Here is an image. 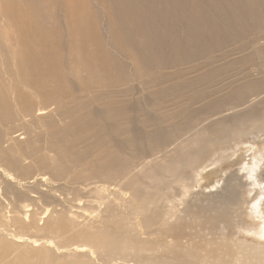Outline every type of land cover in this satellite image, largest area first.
I'll list each match as a JSON object with an SVG mask.
<instances>
[{"label":"rangeland","instance_id":"1","mask_svg":"<svg viewBox=\"0 0 264 264\" xmlns=\"http://www.w3.org/2000/svg\"><path fill=\"white\" fill-rule=\"evenodd\" d=\"M2 1L0 35L8 29V19L12 26L15 24L14 16L2 14V8H5L6 12L5 5L8 0ZM42 1L44 2H41L38 11L41 13L42 24H35L36 30L29 29L31 32L28 30L25 34L24 31L23 35H8L11 41L15 38L14 45L22 40L24 43L29 42L33 49H42L46 39L50 38L49 31L54 30L53 38L49 41H62L61 47H58L59 42L56 46L57 49L61 48L62 55L66 53L63 57L64 66L67 67L65 63L68 64L73 48L69 42L70 39H76L73 27L76 15L67 9V4L76 3L80 12L82 8L79 3H83L91 23L87 29L88 48H95L97 51L99 47V53L95 54L99 60L117 54L121 60L124 59V63L131 64L130 57L119 47V43L123 45V41L121 34L114 30L117 29L118 20L109 14L113 12L110 11L113 10L110 0ZM208 1L210 0H206ZM17 2L29 13L28 1ZM41 5H46L44 10ZM36 18L37 15L34 14L31 18L25 15L28 21ZM39 37H42L44 42ZM38 39L43 43H37ZM3 45L0 42V84L8 88L13 84L12 94L8 95V99L10 98V108H14L13 112H16L12 122L16 120L14 122L17 124L21 119L17 120L20 112L15 106V94L19 93L16 82L19 76L23 75L17 69L16 73L12 66L6 65ZM256 47L260 48V45ZM230 49L231 46L227 48ZM256 50L258 49L251 48L246 53H234L227 58L221 57L222 53L216 51L212 53L213 57L206 56V59L213 58L214 64L205 63L204 57L199 60H205L202 62L206 65L205 69H197L194 65L196 61L185 63V77H199L202 72L211 70L213 66L220 67L230 62L235 71L228 74L223 83L233 80V84L239 86L245 78L242 70L238 69L243 67V59ZM109 51L110 54L107 53ZM257 54V60L261 61L264 53ZM54 57L57 59L55 54ZM73 61L80 66L86 63L78 58ZM57 66L64 67L63 64ZM130 66L126 83L119 87L109 83L81 86V83H78L80 79H74L71 71L66 68L65 79L59 82L58 86H51L48 77L45 81L35 72L38 81L33 84L34 89H31V86H21L22 94L33 96L35 92L42 93L44 106H54L51 117L37 118L26 127L28 136L32 139L29 147L36 150L35 154L29 153L28 164H33L34 173L42 164V169L49 174H52L51 169L56 170L57 167L65 172L60 177H52V184L43 187L28 185L20 188L12 184L3 185L7 201L0 208V231L3 232V235H0V264H264V217L258 212V207L261 205L263 209L264 206V186L255 182L257 176L264 179V163L260 165V160L264 161L261 157H264V105H255V114L242 121L236 116L241 115L239 111L250 104L241 106L242 108L237 109L239 111H224L222 115L206 119L205 113L201 111L205 100L201 101L199 96L214 98L227 93L233 86H221L223 83L216 86H194L189 94H178L172 101L162 102L151 93L156 84L144 85L141 83V77L147 80L148 76L155 73H171L174 69L146 67L139 76L135 69L132 70L133 64ZM192 67L195 68L191 69ZM158 69L159 72H156ZM250 73L255 79L264 78V69L260 66L256 71L250 70ZM87 75L81 74V78L88 80ZM62 84L66 86H61ZM22 87L27 88L24 90ZM118 91H124L123 99L131 102L132 106L124 116L113 119L109 115L105 116L104 107L118 95ZM257 102L255 100L254 104ZM183 107L195 112L194 116L190 115L186 120L181 116L173 117ZM195 115H199L198 118H195ZM165 116L171 118L165 119ZM83 118L85 120H82ZM87 118L92 121L106 118L107 122L114 126L97 132L84 131L82 135L81 123H86ZM161 118H164V122ZM219 118L224 119L221 121V128H218L219 121H216ZM254 118L258 120L255 126L245 125L244 122ZM141 121H144L143 125ZM160 122L167 134L164 141H160L158 137H150L154 134L152 130ZM188 122H191L190 127H186ZM117 123L123 125L124 131L122 130L121 134H125L121 138L119 136L118 141L115 138ZM133 123H137L134 124L136 127L143 126L149 133L145 137H138L132 132ZM225 128L230 130L220 135L222 131L219 129ZM204 129L206 134L220 135V140L208 148V145H201V150L194 139ZM19 133L21 132L17 134ZM218 137H215L216 141ZM95 141H101L103 145H90ZM52 142L59 144L61 150L64 149L63 160L59 161L61 164L57 161L50 167V164L40 161L35 163L34 159H38V156L54 154L49 151ZM101 146L114 153V157L123 156L125 163H122L121 167L104 172V155L98 154ZM117 149H120V154ZM176 151H184L182 154L185 153L186 156L176 161ZM258 152L260 156L257 155ZM252 165L257 168L253 170ZM97 169L101 173H98ZM30 177L31 175L27 182ZM21 204L30 205L31 210L28 216L23 218L16 214ZM48 205L58 210L48 221L42 218L43 215L33 213H40V210ZM78 245L86 246L80 253L67 251Z\"/></svg>","mask_w":264,"mask_h":264},{"label":"bare ground","instance_id":"2","mask_svg":"<svg viewBox=\"0 0 264 264\" xmlns=\"http://www.w3.org/2000/svg\"><path fill=\"white\" fill-rule=\"evenodd\" d=\"M1 1L2 0H0V2ZM24 1H28L27 4L29 7V13L27 9L22 7L17 2V0H8L5 5L6 12L4 10L5 8H2L1 10L4 16H7L6 14L8 13L14 16L15 20V24L13 23L12 26L8 19V29L4 30L0 35V42L4 44L2 48L7 60L6 65L12 66V69L15 71L17 69L19 72H21L23 77L19 76L18 81L16 82V86H18V92L20 94H15V106L16 110L18 109V111L20 112L17 120L21 119V122L17 124L16 122H14L16 120L12 122V119H14V114L16 112H13L14 108H10V98L8 99V95L12 94L11 91L13 89V84L9 88L0 84V208L2 204H6L7 201L3 189L4 184H12L13 186L17 185V187L20 188H24L28 185L43 187L52 184V177H60L62 173L65 172L64 169L61 170L57 167L58 169L56 168V170L51 169V172L54 175H52L51 173L49 174L42 169V164L39 165L36 173H34L32 167L33 164L30 165L27 162L29 153L35 154L36 150L29 147L32 139L28 136L26 127L30 122L37 118L43 119V117H51L50 115L54 112H52L54 106H44L42 93L35 92L33 96L31 93L30 96H26L21 93V86H31V89L33 88L32 86H35L33 84L38 81V79L34 72L39 73L41 75L40 77L45 81L48 77V82L51 83V86H58L59 82L64 81L65 75L67 74H65L64 70L68 69L71 71V75L74 79H80L79 81H77L78 83H81V86L89 87L94 86L98 83L108 85L109 83L119 87L124 86V84L126 83L128 77L127 72L130 71L129 66L131 64H133L132 70L135 69V72H137V75L139 74V76L140 74H143L142 71H144L146 67L173 68L174 71L171 73H164V71L158 75H155V73L152 76H148L147 80L142 79L141 77V83L144 85H147L149 83L151 84V86H153V84H156L154 85L156 86V88H154L153 92L151 93L153 96L157 97L158 100H162V102H165L167 100L172 101L173 98L178 94H189L193 90L194 86H216L218 84L221 85L224 81H226V76L235 71V68H231L229 62L220 67L213 66L211 70L202 72L199 77L189 78L185 77L186 71H184L185 68L183 67L185 63L196 61V63L194 64L196 68L203 69L206 65L204 66L202 62H204L205 60V63L214 64L212 63L213 58L207 57L206 59V56L212 55L213 57L212 53L216 51H220L222 53L221 57L227 58L234 53H246L249 51V49L256 48L258 50H256L254 53L251 52L250 54H248L247 57L243 59V67L241 69H238V71L242 70L241 73L245 78V81L241 85H234V81L230 80V82H226L223 83L224 85H221L227 86L228 88L233 86L228 90L227 93L221 94L214 98H209L208 96L199 97H201V101L205 100L202 104L201 111L202 113H205L206 119L209 117H214L215 115H222L224 111H239L237 109H239L241 106L250 104L248 107L243 106L244 109H241V111H244V113L239 111L242 114L236 116V118H239V120L242 121L244 118H249L251 114H255V105H264V78L255 79L250 75V70L255 69L256 71L259 66L260 68L264 69V56L261 61L257 60V53L259 52V55H262L264 53V0H210L208 2H206V0H110L112 2L111 7L113 9L110 11L113 12H110L109 14H112L113 19L115 18L118 20L116 22L117 29L114 30L118 32L119 35L121 34L120 36L123 41V45L119 43V47L122 51L125 52L128 57H130V60L132 61L130 65L124 63V59L121 60L120 57H118L119 55L117 56V54V57L107 56L102 60L97 59L95 54L96 52L99 53V47H97V51L94 47L93 50H90L88 48L89 42H86L87 29H89L91 25L90 17L86 11V6L83 3L78 2L79 6L82 8V10L78 12L76 3L67 4V9L76 15L73 24V27L75 28L76 39H70L69 42L72 44L73 48H71L70 58L69 61H67L68 64L65 63L67 67L64 66L63 57L66 53L62 55L61 48L57 49L56 46L57 42H59L60 45L58 47H61L62 41L59 39L55 41L53 40V43L49 41V39L51 40L53 38L52 36L54 30L49 31L48 34L50 38L46 39V43L44 44L42 49L39 50L31 48V45L29 46V42L24 43L22 40L18 41L17 45H14L13 43H16V41L14 40L15 38L12 39L13 41H11V37L8 38V35H23L24 31H26V34L29 29L33 30L34 27L37 28L35 24H42L41 13H39L38 11L40 7L39 5L44 1ZM31 3H33V5ZM1 6L3 7V3ZM43 7L41 5V8ZM108 8L109 6L107 7V9ZM42 10H44V8ZM32 14L37 15L36 20L29 19L30 21H28L27 19H25V15L26 17L31 18ZM68 21L70 22V20ZM68 21H65V23ZM45 25L46 24H44V27ZM108 25L109 24H107L106 27H108ZM30 30L29 32H31ZM114 30L112 33H114ZM111 35L112 34H110V37ZM29 36H31V34ZM46 36L47 33L44 37L46 38ZM23 38L26 37L23 36ZM39 39L44 42L42 37H39ZM39 39L37 40V43L42 44L43 42H40ZM30 40L28 39V41ZM258 44L260 45V48L256 47V45ZM230 46L232 47V49L227 50V48H229ZM107 53L110 54V51ZM54 54L57 59L54 57ZM71 54H73L74 57H72ZM60 55L62 56V58ZM202 57H204L203 59L205 60L199 62ZM75 58L83 59V61H86V63L84 62L83 66H80L79 64L74 63L73 59ZM217 59L215 60L217 61ZM201 63L203 65H201ZM62 64L64 67L57 66ZM193 68L195 67H192L191 69ZM18 71H16V73H18ZM156 72H159V69ZM84 73L88 74L87 76L90 81L89 79L86 80L81 78V74ZM72 77L69 76V78ZM23 78H25V81H23ZM86 81H88L87 84ZM75 83L77 82L75 81ZM61 86L66 85L62 84ZM79 86L80 85H78V87ZM26 88L24 89L22 87V89L24 90H26ZM68 90L70 91V88ZM42 92L44 93V91ZM51 93L52 92H47V94ZM54 93L58 94L57 92ZM117 93L118 95L115 96V98L112 99V101L104 107L106 108L105 116L109 115V117H112L113 119L116 117L118 119L124 116L126 111L130 110V107L132 106L130 104L131 102L123 99L124 91H118ZM261 95L263 96V98H260ZM255 100L258 101L256 104H254ZM152 102H154V100H152ZM245 111H248L249 113L246 114ZM193 113L195 112L183 107L176 114H174L173 117L181 116L186 120L190 115L194 116ZM32 115H35V117ZM54 115H56V113ZM89 115L91 114L89 113ZM197 116L195 115V118H198ZM170 118L171 116H165V119ZM87 119L86 123H81L82 129L80 130H82V135H84V131L97 132L103 131L106 127L114 126V124H109L106 118L105 120L95 119V121H92L90 119L89 121ZM82 120L85 119L83 118ZM222 120L224 119L219 118L218 120H216L219 121L218 128L223 127V122H221ZM161 121L164 122V118H161ZM216 121L214 123H216ZM257 122V118H254L250 120L248 119V121L244 123L245 125L251 124V127H253L257 124ZM143 123L144 121H141L142 125ZM190 123L191 122H188L186 124V127H190ZM134 124L137 123H133L131 129L132 132L138 137H145L146 134L149 133L148 131L146 132V129H144L143 126L139 125L138 127H136V125L134 126ZM161 124L162 123L160 122L155 126L156 128L152 130L154 134H151L150 137H158L160 141H164L165 139H167V134L165 133V129ZM115 126V138L116 141H118L120 140L122 135L125 134H121L123 125L120 126L117 123ZM206 129L202 130L201 134H198L194 139V142L198 143L199 147L201 145L203 147L208 145V148L215 145L220 140V137L218 136L223 135L230 130L229 128L219 129L222 131V133L220 135L214 136L213 134H206ZM18 132L21 133L17 134ZM119 136L120 138L118 139ZM215 137H218L217 141L215 140ZM100 143L103 145L101 141L92 142V144L90 145H100ZM101 148V151H99L98 154L101 153L102 155H104V172L114 170L119 166L121 167L122 163H125V161L123 160V156L118 155L117 157H114V153L112 154L111 152H109L106 147L101 146ZM63 150H61V146L59 144L52 142V146H50L49 151L54 154L38 156V159L35 158L34 162L37 163L38 161H40L47 165L50 164V167H53L55 164L52 165V163L63 160ZM201 150L203 149L201 148ZM117 151L119 152V154L121 153L120 149H117ZM182 153L181 151H178L175 156L176 161H179L183 156H186L185 153V155ZM257 155H259V152ZM261 157L264 158L263 156ZM258 160L260 159L258 158ZM261 160L260 165L262 162L264 163V161ZM25 161L26 163H24ZM59 163L61 164V162ZM252 168L253 170H255V168L257 167L252 165ZM97 172L101 173L99 172V169H97ZM30 175V180L29 182H27ZM255 178V182H258L259 185L262 184L264 186L263 178L259 176ZM29 207L30 205L28 204H21L18 207V210H16V214L21 218L28 216V213L31 212ZM263 209L261 208V205L258 207V212L261 213L264 217ZM11 211L12 210H10V212ZM57 212L58 210L55 207L48 205L43 207L40 210V213H33H35V215H43L42 218H46L44 220L48 221V219H50V217ZM0 235H3L2 231H0ZM36 243L37 242H32V244ZM85 246L86 245H78L74 249L67 251L73 254L80 253L81 249H83Z\"/></svg>","mask_w":264,"mask_h":264}]
</instances>
